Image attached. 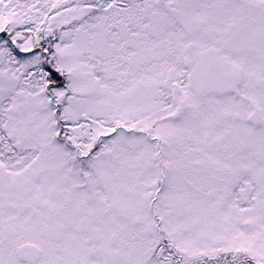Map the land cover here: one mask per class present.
<instances>
[{
    "label": "snow or ice",
    "instance_id": "6c2138e0",
    "mask_svg": "<svg viewBox=\"0 0 264 264\" xmlns=\"http://www.w3.org/2000/svg\"><path fill=\"white\" fill-rule=\"evenodd\" d=\"M0 264H264V0H0Z\"/></svg>",
    "mask_w": 264,
    "mask_h": 264
}]
</instances>
